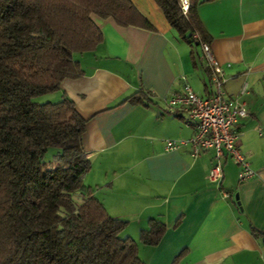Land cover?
Returning a JSON list of instances; mask_svg holds the SVG:
<instances>
[{"label":"crops","instance_id":"obj_1","mask_svg":"<svg viewBox=\"0 0 264 264\" xmlns=\"http://www.w3.org/2000/svg\"><path fill=\"white\" fill-rule=\"evenodd\" d=\"M131 1L155 30L92 15L103 43L75 54L82 77L66 79L49 94L53 103L73 100L87 120L83 148L92 169L84 183L112 217L129 222L124 233L138 242L145 264H264V0H213L198 7L227 76L226 92L235 97L246 86L250 112L237 126L243 134L237 147L255 176L240 182L239 166L228 157L219 184L208 179L213 151L195 159L189 147H166L168 140L194 135L193 126L166 108V100L183 91L181 77L200 96L213 92L202 46L182 40L154 0ZM138 92L151 94L152 103L120 105ZM151 219L167 226L155 247L140 242Z\"/></svg>","mask_w":264,"mask_h":264},{"label":"trees","instance_id":"obj_2","mask_svg":"<svg viewBox=\"0 0 264 264\" xmlns=\"http://www.w3.org/2000/svg\"><path fill=\"white\" fill-rule=\"evenodd\" d=\"M154 1L182 40L211 43L198 7L213 0H190L187 14L180 0ZM92 15L155 30L131 0H0V264H145L138 242L121 236L129 222L112 217L84 183L92 169L83 148L87 120L68 97L36 102L82 77L74 55L104 41ZM150 96L138 92L120 105H148ZM52 148L60 152L49 164ZM166 232L151 219L140 242L155 247Z\"/></svg>","mask_w":264,"mask_h":264},{"label":"built area","instance_id":"obj_3","mask_svg":"<svg viewBox=\"0 0 264 264\" xmlns=\"http://www.w3.org/2000/svg\"><path fill=\"white\" fill-rule=\"evenodd\" d=\"M184 14L190 9V0H180ZM196 40H200L195 35ZM207 67L209 82L213 92L209 96L198 95L187 81L181 77L183 91L166 100L167 112L174 116H182L188 125L193 126L194 135L190 140H168L167 151H176L189 147L192 158H199L208 151L214 152V164L209 172L208 179L212 183H220L224 178V161L232 158L239 166V180L245 182L255 176L246 156L241 153L237 143L242 133L237 129L241 121L246 120L250 112L244 101L247 87L230 97L226 92L227 76L223 68L217 63L209 43H201ZM229 198L228 193L223 194Z\"/></svg>","mask_w":264,"mask_h":264},{"label":"rangeland","instance_id":"obj_4","mask_svg":"<svg viewBox=\"0 0 264 264\" xmlns=\"http://www.w3.org/2000/svg\"><path fill=\"white\" fill-rule=\"evenodd\" d=\"M197 48H198V47H197ZM198 50H200V49L198 48ZM49 96H50V95L40 96V97H38V98L36 99V102H38V103H47V102H49V103H50V102L53 103L51 100H48V99H49ZM57 152H60V150H59V149H54V148L49 149V151H48V153H47V155H46L45 161L48 162V163L50 164V162H52L53 159H54V155H55V153H57ZM74 197H75V201H76L78 204H81V197H80L79 193H76ZM124 231H125V230H124ZM124 231L122 232L121 236H122L123 238H126L127 235H128V231H126L125 233H124ZM142 255H143V254H142ZM143 258H144V256H143ZM141 259H142V258H141Z\"/></svg>","mask_w":264,"mask_h":264}]
</instances>
